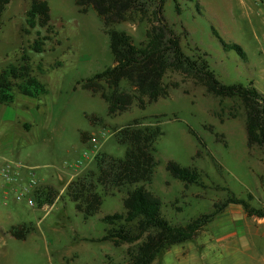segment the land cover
<instances>
[{
    "label": "rangeland",
    "instance_id": "obj_1",
    "mask_svg": "<svg viewBox=\"0 0 264 264\" xmlns=\"http://www.w3.org/2000/svg\"><path fill=\"white\" fill-rule=\"evenodd\" d=\"M243 2L164 0L162 16L184 53L203 56L219 82L250 85L264 95V0H251L248 7ZM29 3L10 0L1 13L0 72L20 63L24 52L31 76L47 92L28 98L13 87V101L0 105V161L32 167L38 187H51L56 197L47 212L38 208L42 203L31 208L25 201L0 198V264L126 263L127 251L138 242L114 247L100 240L108 228L103 217L123 212L126 188L102 193L99 210L84 217L65 187L69 178L95 168L98 153L122 159L126 145L116 131L134 120L158 125L162 132L145 188L160 198L161 215L170 223L183 225L208 214L230 195L264 211V153L246 145L244 108L238 100L213 97L187 77L166 72V98L109 116L99 95L82 88L85 80L113 64L101 19L92 8L79 13L74 0H47L54 34L37 25L24 33ZM148 27L132 15L112 26L136 45ZM45 36L43 51L33 52L30 45ZM231 44L240 46L243 55ZM92 137L97 138L94 146ZM168 162L195 169L205 187L184 188L166 171ZM29 176V170L21 171L18 184L28 186ZM21 226L29 229L25 238L13 237L11 231ZM180 261L264 264V218L249 217L240 205L229 204L194 239L164 250L151 264Z\"/></svg>",
    "mask_w": 264,
    "mask_h": 264
},
{
    "label": "trees",
    "instance_id": "obj_2",
    "mask_svg": "<svg viewBox=\"0 0 264 264\" xmlns=\"http://www.w3.org/2000/svg\"><path fill=\"white\" fill-rule=\"evenodd\" d=\"M10 0H0V16ZM164 0H74L79 13L92 8L101 19L108 36V48L113 64L85 80L82 88L97 94L107 104V114L116 116L132 105L144 109L146 105L168 96L169 87L163 82L166 72H177L203 88L216 98H235L244 108V129L248 149L256 147L264 153V95L252 86L225 85L218 81L213 70L201 55L187 56L181 48L180 38L162 16ZM138 16L148 23L144 40L137 45L128 34L112 28L128 16ZM47 0H30L25 13V27L36 25L54 34L49 24ZM1 26V24H0ZM48 36L37 38L30 45L33 52H42ZM221 41V40H220ZM224 47L227 46L222 42ZM243 55L237 44H231ZM177 84L173 83L172 87ZM28 98L46 94L45 86L31 76L29 58L23 52L20 63L0 72V105L13 101L12 90ZM93 120H95L93 118ZM162 135L158 125H142L137 120L116 131L118 141L126 145L122 159L98 153L95 168L73 178L66 192L75 209L84 217L95 214L102 202V193L126 188L122 199L123 212L105 215L108 228L100 239L114 247L138 242L134 250L127 251L125 264H151L157 256L173 245L194 239L198 232L227 205H240L249 217L264 218V211L251 207L245 200L228 196L214 210L189 222L172 224L161 215L162 201L145 188L151 181L156 166L155 142ZM166 171L176 180L189 185L205 187L195 169L168 162ZM102 191V192H99ZM56 197L51 187L39 188L37 202L52 204ZM29 229L21 226L11 235L24 239ZM108 264V263H107Z\"/></svg>",
    "mask_w": 264,
    "mask_h": 264
},
{
    "label": "built area",
    "instance_id": "obj_3",
    "mask_svg": "<svg viewBox=\"0 0 264 264\" xmlns=\"http://www.w3.org/2000/svg\"><path fill=\"white\" fill-rule=\"evenodd\" d=\"M90 142L94 146L97 138L92 137ZM25 169L30 172L28 186L18 184L19 175ZM33 170L32 167L18 160L0 161V198H11L12 200L20 202L25 201L28 207H38L36 195L39 187L33 177ZM50 207L47 203H42L38 208L47 212Z\"/></svg>",
    "mask_w": 264,
    "mask_h": 264
},
{
    "label": "crops",
    "instance_id": "obj_4",
    "mask_svg": "<svg viewBox=\"0 0 264 264\" xmlns=\"http://www.w3.org/2000/svg\"><path fill=\"white\" fill-rule=\"evenodd\" d=\"M250 2H251V0H244L243 5H244L245 7H248L247 3H250ZM239 47H240V46H239ZM240 48H241V47H240ZM241 50H242V49H241ZM242 52H243V51H242ZM70 179H72V178H69V180H70ZM69 180H68V182H70ZM68 182L66 183V185L68 184ZM181 261H183V260H181ZM181 261H180V262H181ZM180 262H177V264H183L182 262H181V263H180Z\"/></svg>",
    "mask_w": 264,
    "mask_h": 264
}]
</instances>
